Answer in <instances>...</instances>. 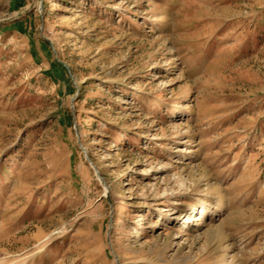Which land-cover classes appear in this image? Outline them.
Returning a JSON list of instances; mask_svg holds the SVG:
<instances>
[{"label": "rangeland", "instance_id": "rangeland-1", "mask_svg": "<svg viewBox=\"0 0 264 264\" xmlns=\"http://www.w3.org/2000/svg\"><path fill=\"white\" fill-rule=\"evenodd\" d=\"M0 264H264V0H0Z\"/></svg>", "mask_w": 264, "mask_h": 264}]
</instances>
